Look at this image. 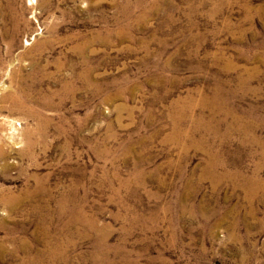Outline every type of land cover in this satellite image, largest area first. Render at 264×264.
<instances>
[{"label": "rangeland", "instance_id": "1", "mask_svg": "<svg viewBox=\"0 0 264 264\" xmlns=\"http://www.w3.org/2000/svg\"><path fill=\"white\" fill-rule=\"evenodd\" d=\"M0 264H264V0H0Z\"/></svg>", "mask_w": 264, "mask_h": 264}, {"label": "bare ground", "instance_id": "2", "mask_svg": "<svg viewBox=\"0 0 264 264\" xmlns=\"http://www.w3.org/2000/svg\"><path fill=\"white\" fill-rule=\"evenodd\" d=\"M26 145V144H25Z\"/></svg>", "mask_w": 264, "mask_h": 264}]
</instances>
